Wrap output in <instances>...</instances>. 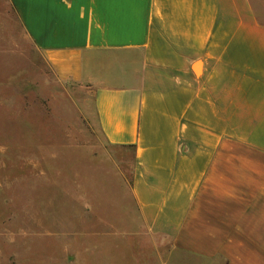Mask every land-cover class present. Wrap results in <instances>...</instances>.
<instances>
[{"label": "crops", "instance_id": "crops-1", "mask_svg": "<svg viewBox=\"0 0 264 264\" xmlns=\"http://www.w3.org/2000/svg\"><path fill=\"white\" fill-rule=\"evenodd\" d=\"M262 8L0 0L54 80L91 93L106 143L131 152L136 234L207 264H264Z\"/></svg>", "mask_w": 264, "mask_h": 264}, {"label": "rangeland", "instance_id": "rangeland-1", "mask_svg": "<svg viewBox=\"0 0 264 264\" xmlns=\"http://www.w3.org/2000/svg\"><path fill=\"white\" fill-rule=\"evenodd\" d=\"M0 13V264H207L136 234L131 152Z\"/></svg>", "mask_w": 264, "mask_h": 264}]
</instances>
